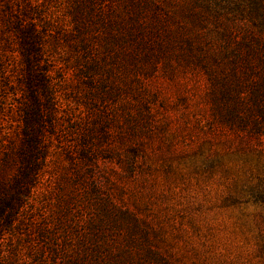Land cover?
<instances>
[{
  "label": "rangeland",
  "instance_id": "374dc122",
  "mask_svg": "<svg viewBox=\"0 0 264 264\" xmlns=\"http://www.w3.org/2000/svg\"><path fill=\"white\" fill-rule=\"evenodd\" d=\"M146 1L0 0L7 183L31 153L18 21L39 30L57 120L35 124L43 168L0 233V264L51 263L52 244L56 263H92L81 254L96 238L118 246L127 233L110 226L108 208L133 216L140 253L171 264H264V137L218 120L209 96L210 71L235 63V0H154L157 11ZM98 215L104 232L92 223Z\"/></svg>",
  "mask_w": 264,
  "mask_h": 264
},
{
  "label": "trees",
  "instance_id": "16d2710c",
  "mask_svg": "<svg viewBox=\"0 0 264 264\" xmlns=\"http://www.w3.org/2000/svg\"><path fill=\"white\" fill-rule=\"evenodd\" d=\"M132 1L129 0L130 3ZM146 3L151 4L157 11V1L147 0ZM25 12L27 17L30 11L25 9ZM235 22L237 34L235 33V42L230 45H235L232 51L235 63L230 73L222 72L221 76L210 71L209 96L218 120L250 128L257 135L264 137V0H235ZM15 30L25 61L22 90L26 103H22L21 113L24 137L29 140L31 153L23 161L21 170L10 179V184L7 183L6 172H0V233L11 229L20 208L25 205L32 187L42 172L45 156L37 155V149L40 146L38 139L42 137L43 130H35V124L38 120L50 125L57 121L54 117L56 109L53 85L47 79L46 69L39 66L42 42L36 23L18 21ZM230 75L232 76L228 78ZM259 138L264 141V138ZM5 161L8 166L9 157ZM70 209L68 212H71ZM108 211L110 226L117 233H123L125 229L127 233L119 234L118 246L113 245V241L104 236L99 240L93 239L91 251L81 254L83 259H88L89 253L94 256L92 263L87 260V264H171L150 248L144 253L136 250L139 245L138 239L134 237L135 230L128 229L134 227L132 223L134 219L130 213L120 210L114 213L109 208ZM92 223L102 228L104 232L99 215L93 218ZM49 250L52 262L48 264H59L56 263V259L63 257L60 256L58 245L52 244ZM78 258L71 259L69 264H77L75 261L78 262Z\"/></svg>",
  "mask_w": 264,
  "mask_h": 264
}]
</instances>
